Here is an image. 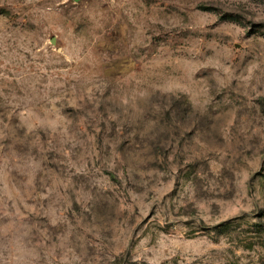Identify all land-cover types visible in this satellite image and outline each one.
<instances>
[{"label":"rangeland","instance_id":"rangeland-1","mask_svg":"<svg viewBox=\"0 0 264 264\" xmlns=\"http://www.w3.org/2000/svg\"><path fill=\"white\" fill-rule=\"evenodd\" d=\"M0 264H264V0H0Z\"/></svg>","mask_w":264,"mask_h":264}]
</instances>
